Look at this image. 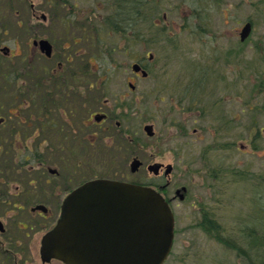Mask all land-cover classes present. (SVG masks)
Listing matches in <instances>:
<instances>
[{
	"label": "flooded vegetation",
	"instance_id": "af4514ba",
	"mask_svg": "<svg viewBox=\"0 0 264 264\" xmlns=\"http://www.w3.org/2000/svg\"><path fill=\"white\" fill-rule=\"evenodd\" d=\"M175 1L0 0V264H65L42 259L41 238L59 219L68 195L93 179L150 186L172 208L184 186L170 193L173 165L144 162L139 136L131 134L134 122L142 121L145 135H155L148 96L169 99L165 122L171 111L196 107L198 118L214 121L217 138L239 129L228 111L215 109L220 100L211 103L210 75L215 70L220 80L228 79L234 99L244 95L234 90L241 79L264 78V52L259 34L254 37V13L264 16V0ZM42 3L50 8L43 10ZM244 3L254 7L251 14L244 15ZM179 8L182 23L174 14ZM53 21L61 23L58 39L36 36L39 28L54 32ZM42 39L50 44L49 55ZM169 62L177 73H169ZM178 78L186 80L184 89H178ZM111 81L123 83L115 88ZM258 86L264 95V84ZM243 106L252 115L264 112V104L254 101ZM184 120L176 123L179 135ZM249 140L238 148L264 151V128ZM119 154L128 156L134 178L110 175ZM104 156L108 166L99 163ZM153 163L159 164L156 171L148 169ZM243 171L254 174L238 169ZM204 175L212 172L205 168ZM36 226L45 228L38 242Z\"/></svg>",
	"mask_w": 264,
	"mask_h": 264
},
{
	"label": "rangeland",
	"instance_id": "374dc122",
	"mask_svg": "<svg viewBox=\"0 0 264 264\" xmlns=\"http://www.w3.org/2000/svg\"><path fill=\"white\" fill-rule=\"evenodd\" d=\"M56 1L59 3L61 0ZM246 3L243 8L244 15L251 14L254 10L253 6L249 4L247 6ZM41 5L43 10L50 8L49 3ZM260 9L264 10L262 2ZM182 11L180 8L174 10V14L179 15L180 22ZM254 17L256 20L254 37L257 38L259 34L260 47L264 52V16L254 13ZM52 25H55L54 32L39 28L36 29V36L58 39L57 35H61V23L53 21ZM187 36L191 40L188 34ZM188 49L186 47L185 50ZM169 63L167 66L169 73H177L175 66ZM197 67L199 68V64ZM211 72V103L215 99L220 100L215 109L219 110L220 114L221 109L223 112L228 111L230 117L240 126L239 129L233 128L228 135H220L217 138L213 133L214 121L198 118L196 107L190 110L171 111L165 122L164 114L170 106L169 99L166 97L162 102L153 95L148 96V111L149 122L154 125L155 135L153 137L145 135L142 121H135L132 125V136L133 131H136L139 136L138 143L143 145L142 150L138 151L144 162L162 161L164 164L173 165L170 193L176 186L186 185L188 188V195L183 201L175 199L172 202L175 214L174 242L164 264H250L249 255L254 258L255 264H264V151L260 149L257 155L252 151H255L252 147L246 146L245 151L238 148L250 142L249 139L256 129L264 128V112L252 115L250 108L241 111L246 100L249 101V105L252 101L259 105L264 104L263 90L258 91V85L263 86L264 78H257L256 81L252 78L248 80L246 77L241 79L235 84L234 90L243 89L244 95H240L241 99H234V95L230 96V93L234 92H230L225 86L229 83L228 79L222 81L221 77L215 76V70ZM176 80L178 89H184L186 80L183 78ZM194 80L198 83L201 81L200 78ZM120 82L122 81L110 83L117 88ZM173 83L175 82L169 80L167 85H170L172 90L177 89ZM170 94L172 95V92ZM232 108L236 112H231ZM171 119H174L173 123ZM180 120H184L185 126L182 127L184 132L181 135L176 128V123ZM194 128H197V133H193ZM226 142L232 144L228 149L224 148ZM132 153L133 151L130 152ZM116 156V163L113 161L115 166L110 170L113 174L110 175L134 178V175L129 173L128 156L124 157V154ZM108 160L109 158L104 156V161L99 160V163L108 166L110 164ZM102 166L100 171L104 169ZM205 168L211 171L212 175H204ZM242 168L252 170L254 174H251V171H243L240 174L238 169ZM198 169L200 171H196L197 175L193 174V170ZM147 178L150 179L151 175H147ZM204 216L214 220V230L207 232L203 229L201 221ZM44 230L45 228L40 226H36L35 231L31 230L37 242ZM239 248L246 254H241Z\"/></svg>",
	"mask_w": 264,
	"mask_h": 264
},
{
	"label": "water",
	"instance_id": "95a60500",
	"mask_svg": "<svg viewBox=\"0 0 264 264\" xmlns=\"http://www.w3.org/2000/svg\"><path fill=\"white\" fill-rule=\"evenodd\" d=\"M40 45L49 55V42L42 39ZM151 128L145 127L149 135ZM157 167L153 163L148 169ZM184 192L185 187L176 191L181 199ZM173 238L174 215L159 192L98 178L68 195L59 219L42 236L40 251L43 260L57 258L65 264H163Z\"/></svg>",
	"mask_w": 264,
	"mask_h": 264
},
{
	"label": "trees",
	"instance_id": "16d2710c",
	"mask_svg": "<svg viewBox=\"0 0 264 264\" xmlns=\"http://www.w3.org/2000/svg\"><path fill=\"white\" fill-rule=\"evenodd\" d=\"M202 223H201V226H203V229L205 230V231H207V226L208 225H210L211 224V227H213V224H215V222H214V220L212 221V220H208L207 219V216H204V217H202V221H201ZM218 239H220V238H218ZM263 245H264V242H263ZM239 252L241 253V254H243V255H245L246 253L244 252V250H242L241 248H239ZM249 255V254H248ZM249 263L250 264H255V261H254V258H252L250 255H249ZM264 263V262H263Z\"/></svg>",
	"mask_w": 264,
	"mask_h": 264
},
{
	"label": "bare ground",
	"instance_id": "6f19581e",
	"mask_svg": "<svg viewBox=\"0 0 264 264\" xmlns=\"http://www.w3.org/2000/svg\"><path fill=\"white\" fill-rule=\"evenodd\" d=\"M214 229H215V224H213V227H211V224L207 226V232Z\"/></svg>",
	"mask_w": 264,
	"mask_h": 264
}]
</instances>
